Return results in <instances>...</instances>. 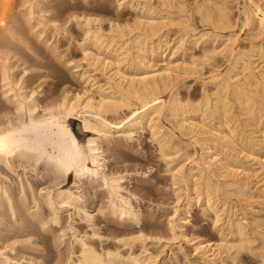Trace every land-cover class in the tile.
Segmentation results:
<instances>
[{
	"label": "bare ground",
	"instance_id": "6f19581e",
	"mask_svg": "<svg viewBox=\"0 0 264 264\" xmlns=\"http://www.w3.org/2000/svg\"><path fill=\"white\" fill-rule=\"evenodd\" d=\"M161 1L164 3V5L167 4L170 5L172 8L175 7L176 12L178 10L182 11V12L178 11V13L180 12L183 14L185 13V11L191 13L190 11H188L189 9L187 7L189 3L187 2L188 5H186L185 0H161ZM196 1L198 2V0ZM210 1L213 0H204L203 3H200L195 7L196 12H198V14L201 15L200 17H202V19L201 18L200 19L201 20L207 19L208 21L211 22L212 26L221 29L222 31L232 28L234 32L235 24L231 18L232 16L231 10L226 5L227 3L223 4V0H222L221 2L222 5L215 6V3L213 4ZM50 3L51 0H0V264H30L33 261L31 257L24 259L23 253L22 255L19 254L23 250L22 247H24L26 239H28V238L26 239L22 238L24 240H21L19 238L26 235L27 236L30 235L31 237V234L35 233L34 231L35 227L37 228L36 231L38 229H41L42 231H48L49 229H52L51 227L49 228L47 226L48 223L51 222L52 227L53 224L55 226H60L59 230L56 229L57 231H61L60 238L65 237L66 235L65 230L66 229L71 230L72 227L70 224L69 225L65 224L66 226L63 225V221L60 217L61 209L67 207L73 208L74 211H77L78 213L82 212V216H85V218L86 217L90 218L89 213L86 212V210H83L82 208L79 207V203L81 202V196L79 194L80 191L79 192H76L77 190L74 191L75 189H77V187L73 190V188L70 187L55 188L56 187L55 186L53 189L50 187L42 188L41 186V188L39 189L40 185L37 184V182L35 183L31 182V180L28 178L29 176L25 177V179H22L20 174L16 187H13L12 186L13 184L11 185V183L9 182L10 179L4 175L5 171L6 173H8L7 171H9L10 174H12L11 172L14 171L16 172L19 168H22L23 171H25L26 168L32 166L33 168L32 167L31 168L36 172L39 169H43L42 171L45 175L53 174L55 177L57 176L67 177L68 173L72 171L74 172L75 177L78 179V181H80V183L83 182L82 181L83 178H87V177H90L91 179H101L103 180L104 184L107 186L109 193L113 196L110 211L113 214H117L119 217L124 219H129V220L138 219L137 213L134 210V207L132 206L130 200H128L122 194L121 190L123 189V186L121 185V181H120L121 178L118 176L111 177L110 175L109 176L111 178H108L107 176L108 174L104 173V171L106 170L103 169L105 162L104 161L105 150L102 146L103 140L104 141L106 140V143L108 144L109 142L110 144L112 138L115 137L114 134H121L123 137L120 138L124 140L132 139V136L135 133V129L139 127H143L144 125H148L149 127H151L153 132L152 134L156 136L155 134L161 132L163 127L159 125L160 123L158 121L160 120L161 117L164 116L167 118H172L175 124L177 125V127L181 130V133L182 131L183 132L185 131L186 134L189 132L193 134L192 136L194 138L198 139L201 138V136H203L202 138L203 141L206 140V142L207 141L213 142L214 145H217L218 143H226L232 145L231 147H233L236 146L234 141L235 140L234 136L231 135V133L228 134L229 132H232L229 124L231 120L230 117H227L226 114L234 113L233 112L234 103H237L239 105L238 108L240 110L239 113L250 114V115L255 114L256 109L258 110L259 107V106L256 107L258 100L255 99L256 97H259V100L261 98L262 103L264 104V71L262 70L260 71L259 69H258L259 71H256V65H254L255 62L251 60V57L254 58L257 55L254 54L255 56L253 57V54L248 53V50L245 51L241 49L242 47L241 48L237 47L236 45L237 37L236 35H234V33L229 35L228 38L224 41L225 45L221 50L216 52V50L212 48L214 49L212 55L215 56V54L217 55L220 54L223 57H226L230 61V67L226 70L225 73L223 72L224 74L217 72V74H214L212 76L211 80L215 82V87H214L215 91L213 90L216 96V97L214 96L215 99L210 101L209 95L205 90V88L203 87L204 88L203 96L197 103L196 102L192 103L191 100L187 102H183L180 98L181 94L179 95V92H177L176 85L182 74L186 75L187 73L197 72V67H198L197 64L194 61L192 63H186L185 61L179 63V62H173L172 59H170L164 64V66L159 67L157 63L155 62L153 63L150 61L151 59L150 60L148 59V57L154 58L159 56L161 60H163V57H165L166 55L165 53L167 52V50L170 49V51L171 50L174 51V49L170 48V42H169L170 40H167L165 35L160 34L163 28L167 26H169L170 28V26H172L171 24L174 23L173 19L165 18V16L158 18V16L155 17L154 15L151 16L148 15V17L142 18L137 21L138 27L141 29L140 31H142V33L140 32L141 34L138 35L136 34L132 37H129L131 35H129L127 31L126 32L124 31L123 28L124 25L122 27L120 25H112L111 27L112 29H115L114 31L116 32V34L113 33L114 35L110 36L112 38L106 39V36L102 31V27L96 24V22L99 21L100 19L98 20L97 18H94L95 16L93 17L92 15L89 16V14L88 16L84 14L78 16L75 14V12L74 14H71L72 12H70L69 16L66 17L64 16L65 17L64 18L63 15L57 11V7L50 5ZM147 5L149 6V4ZM151 7L154 6L152 5ZM171 7L169 9L170 11H171ZM151 9L152 11L154 10L153 8ZM149 11L152 12L151 10ZM79 13H81V11ZM186 15L187 14H185L184 17H186ZM240 15L241 17H239L238 20H241L242 23L241 25L243 27L248 28V32L251 34L252 38L257 39V41L258 39L262 40L260 41L261 44L260 47L257 48L259 49L258 51H260L259 54L260 58H262V61L264 62L263 0H244V4L242 5ZM184 17L181 18V20L177 19L179 24H183V21L185 20L182 21V19H184ZM189 18L187 17L186 22L189 20ZM73 19L74 21L77 22L78 25L82 26L83 33L81 32V34L84 35V38L82 36L83 38V40H81L82 42L78 40L77 41L80 42L79 45L80 47H82L84 54L83 57L88 59L91 58L94 65L100 64L101 66H103V68L104 67L109 68L108 73L110 72V74L107 73L108 74L106 77L107 81L104 84L101 85L99 84L102 93L98 99L95 98L90 93L83 92V94L80 93H75L73 95L64 94L62 98L60 97L61 99L58 98L59 101L54 100V102H51L52 101L51 100L50 101L51 103L50 102L47 103L48 102L47 100L45 104H42L41 99L38 97L42 93V91H38L36 90V88L34 89H31L30 87H29L30 89L28 88L29 86L28 81L30 77L32 78L31 71L34 62H32V60L30 61L27 54H24L23 51L24 49H26L27 51L33 53L34 55L33 58L35 59L34 61L40 58L39 53L31 48L33 46H30V43L32 44V42H28V37H29L28 35L35 37L40 43L46 45L47 48L51 49L55 54V51L58 48L56 46L57 42H53L49 44L50 40L52 38H55V36L59 34L61 30H64L67 33H69L70 30L66 25V23L70 22ZM169 22H173V23L169 25ZM191 25L189 24V27ZM47 28L50 29V31H48ZM171 28H173V26ZM180 28L181 27H178V29ZM192 30L194 31L193 28ZM48 32H51L52 34L48 35L49 34ZM193 33L195 34V31ZM109 34L111 35L110 32ZM127 35L129 38L124 39ZM200 36L202 37L205 35H200ZM116 37L118 39H115ZM156 37L157 39H155ZM196 37L198 38V36ZM217 37L218 36H216V38ZM180 39H181L180 40L181 43L182 40H184V38L180 37ZM115 40H118V42L121 41L122 44L119 43L118 45V43H116ZM155 40H157V43ZM113 43H116L117 45V47L113 49L117 53L116 55L117 59H113V60H111L112 58L109 59L108 58L109 56L102 57L101 53H97V52L94 53L87 46L88 44H92V48L94 46L95 49L101 50L103 47L105 48L107 47V49L108 47L110 48V46L114 45ZM183 43H185V40ZM179 45L177 44V46ZM173 51H172V57L176 52ZM252 51L254 52V50ZM120 57L123 59H128L130 57L131 59H134V62L136 60V62H138L140 66L144 68V71L135 76H130V75L128 76L118 68L120 64L117 65V61L121 60ZM97 67H99V65ZM16 68L20 69L21 74L18 75L15 73ZM102 70L103 69H101V71ZM237 70L238 71L240 70V72H242L243 74H245L244 72L246 71L248 72V75L242 76L244 77V79L243 78L239 79L240 74L235 73ZM101 73L103 74V71ZM238 74L239 76L238 78H236ZM183 77L185 76L183 75ZM106 78H104V80ZM166 89L173 90V92L171 91L172 93L168 100L163 99L161 96L162 92ZM259 89L263 90L261 91L262 93L259 92ZM228 92H230L231 94L232 97L231 100L229 99L230 96L229 97L226 96ZM223 93H225V96L223 95ZM261 106L264 109V106L263 105ZM193 112H200L203 115L223 114L224 116L225 114L226 117L225 118L221 117L222 119L220 120L219 126L217 128H211L210 126L207 127V125L204 123L194 122L192 117L187 115ZM76 113H78V115L81 114L80 117L83 123V127L87 131L93 133V136H90L88 138L85 147L79 145L74 132L72 131L70 125L68 124L69 122H67L68 117L70 116L72 117V115H75ZM110 113L111 114L113 113L114 115L120 114V116L110 117L109 116ZM159 134L161 135V133ZM156 137L158 138V136ZM162 138L163 137H161L160 139ZM252 140L255 143L254 145H257L259 147L261 146L260 147L261 149H259L258 151L260 152L263 150L262 152L264 153V134L261 136H255L252 138ZM161 143H163L164 145L163 146L162 144H160L161 149L163 150V148L166 146L165 145L166 142L165 144L164 142ZM199 143L200 142H198V144ZM165 148H164L165 152L168 151L169 147L167 148V150ZM203 149L207 151L208 157L207 158L203 157L201 158V160H199L202 162V164L201 167L199 168L200 170L198 171H200L202 177L205 178L206 180L205 183L208 190L203 189L204 192L200 193L199 190L197 189L198 191H196V194L198 193V198L203 197L204 200L207 202L206 204L209 205L208 208L211 207L213 210L211 208L210 209L213 212L215 211L214 214H216L215 216L217 217L216 219L218 221L220 220L222 212L220 211L219 208H217L218 206L214 207L215 204H213V202L211 201L214 195H216L215 193H217L220 190L219 188H217L216 185L217 183L216 184L213 183V181L210 179L211 177H213L212 175L214 173V169L219 168L217 169L218 171L220 169H225V171L234 175L235 177H232V179L230 177L229 178L230 180L226 181L225 185L230 186L231 188L234 187L238 189L239 193L241 192L244 194L247 192L248 186H250L249 185L250 181L247 182L244 179V177H237V176H239L241 173H243V175L249 174L250 173L249 171H251L252 168L250 167L251 168L250 169L245 166H243V168H234L230 164L231 162L228 163L222 158H219L218 157L219 155H217L216 152L212 153L213 152L212 144H206V147H204ZM246 153L247 154L244 155V158H248L250 159V161L251 160L257 161L256 163L259 164L258 165L259 169L263 170L262 172H264V157L248 154V152ZM87 158H90L91 164L86 163ZM82 160L83 162L80 163ZM254 169L255 168H253V170ZM261 170L259 171L261 172ZM225 171L223 170V173ZM259 171L257 172V174L259 173ZM174 173L175 175L173 174V177L175 179L176 178L178 179V177L181 178V176L184 177V171L182 167L180 169H177V171L175 170ZM114 175L115 174H113V176ZM225 176L226 175H224V177ZM220 177H222V175H220ZM41 178H45V177L42 176ZM184 181H186L185 182L187 183L186 185L189 184V180L185 179ZM189 195L187 201H188V205H191L193 199ZM31 203L34 205V209L32 211H30ZM45 209L50 212L47 215V217L45 215L46 214ZM173 209H174L173 218H175L179 212V208H173ZM187 212H189V210ZM49 215L51 216L50 219L48 218L50 217ZM255 220L253 222H255ZM257 221H259L258 218ZM172 222L171 224H173ZM173 226L174 225L171 226L172 231H173ZM229 226L235 238L233 242L227 241L222 244H217L216 245V247H218L217 252H216L217 249L212 250L213 248L211 249L212 252H210L211 250L209 249L208 245L201 246V253L208 261L211 262L214 261L216 258H218V255L220 256L222 250L225 249L224 251L226 253L228 251L229 253L230 251H233L234 252L233 254H235L232 255L230 253V256H232L231 257L232 264H241L239 262L240 259H238L241 257V256L238 257L240 255V252L244 250L249 252L253 251V248L250 247L251 242H253L251 241L252 236L249 235L250 232H247L246 230L247 227H245L243 221L242 222L239 220L229 221ZM256 228L257 227H254L255 230ZM253 233L251 235H253ZM37 234L39 233L37 232ZM30 237L29 239H31ZM259 237H261L260 234ZM11 239L12 241H9ZM261 239H262V243L260 244L259 247L260 252L258 251L260 253V255L259 254L258 255L259 257H261V259L259 260L260 262L258 264H264V252H261V249L264 251L263 234ZM61 240L63 242V239ZM85 240L86 239H83L82 237H75L74 241H72L70 244L68 243L70 246H69V250L67 248V250L69 251L68 253L69 257L67 256L68 259L66 261L67 264H113L114 259L122 258V255L119 252L114 253L111 251L108 253L106 252L105 253L106 255H104L103 253L95 249L93 246H91V244L87 243ZM55 241L57 242V239ZM126 241L127 240H125V242ZM27 242L29 244H33L31 240H28ZM74 243L79 244L80 247L79 253L77 255L75 254V252L77 251L74 252ZM19 248L22 249L21 252H18ZM8 251L11 252L15 251L17 257L10 256L9 254L10 252ZM74 255L76 256V258L74 257ZM22 258L24 259L23 262L21 261ZM143 258H141L140 255H135V254L128 257V259L132 260L133 263L134 262L138 263V261ZM152 258L153 256L151 255L150 257L145 255L146 264H154L155 261L153 262L154 259L151 260ZM26 260L28 262H25Z\"/></svg>",
	"mask_w": 264,
	"mask_h": 264
},
{
	"label": "rangeland",
	"instance_id": "374dc122",
	"mask_svg": "<svg viewBox=\"0 0 264 264\" xmlns=\"http://www.w3.org/2000/svg\"><path fill=\"white\" fill-rule=\"evenodd\" d=\"M52 1L53 0H51L50 5L54 7L56 6L57 11L61 13L63 17L69 16L70 12H72L71 14H74L75 12V14L78 16H81L83 14L88 16L89 14V16L92 15L93 17L95 16L94 18H97L98 20L100 19L99 21L96 22V24L102 27V31L105 34L106 39L112 38L110 36H113L114 35L113 33L116 34V32L114 31L115 29H112L111 27L112 25H120L121 27L124 25L123 26L124 31L125 32L127 31V33L131 35L129 37H132L136 34L138 35L142 33V31H140L141 29L138 27L137 21L142 18L148 17V15L149 16L154 15L155 17L158 16V18L165 16V18L173 19L174 23L169 22V25L173 23L171 24L173 28H171L172 26H170V28L169 26H167L163 28L160 32L161 35L166 36L167 40H170L169 41L170 48L176 51L173 57H172L173 50L170 51L169 49L165 53L166 55L165 57H163V60H161L159 56L154 58L148 57V59L149 60L151 59L150 61L153 63L154 62L157 63L159 67L164 66V64L170 59H172L173 62L180 63L182 61H185L186 63H192L194 61L197 64L198 67H197V72H195L196 74L195 73H187L188 75L182 74L176 85L177 92H179V95L181 94L180 98L183 102H187L191 100L192 103L195 102L197 103L203 96L204 88L209 95L210 101L215 99L216 97L214 94L215 82L211 80L212 76L214 74H217V72L224 74L226 70L230 67V61L226 57H223L220 54L218 55L215 54V56L212 54L214 49L216 50V52L221 50L225 45L224 41L228 38L229 35L233 33L237 37L236 38L237 47L239 48L242 47L241 49L245 51L248 50V53L253 54V57L257 55L254 58L251 57V60L255 62L254 65H256V71L259 70L264 71V67H263L264 62L262 61V58H260L259 55L260 51H258L259 49L257 48L260 47L261 45L260 41L262 40L258 39L257 41V39L252 38L251 34L248 32V28L243 27L241 25L242 24L241 20H238V18L241 17L240 11L242 9V5L244 4V0H223V4L227 3L226 5L231 10V14H232L231 18L235 24L234 32L232 28L222 31L221 29L212 26L211 22L208 21L207 19H205L206 21L201 20L202 17H200L201 15L198 14V12H196L195 7L200 3H203L204 0H198V2L196 0H188V1L185 0L186 5H188L187 2L189 3V5L187 6L189 10L188 9L187 10L190 11L191 13L185 11V13H183L184 15L180 13L182 11L178 9L177 10L180 11L179 12L180 14L178 13V11L176 12L175 7L174 9L170 5H167L166 3H165L166 5H164V3L161 0H160L161 2L159 0H150V1L149 0H54L53 2ZM210 2L213 4L215 3V6L222 5L221 3L222 0L220 1L213 0ZM147 4H149V6ZM152 5L154 7H151ZM170 7L172 12L169 10ZM151 8L154 9L153 10L154 12L152 11ZM148 9L151 10L152 12H150ZM80 11L82 14L79 13ZM167 11L170 12L168 13ZM185 14H187L188 16L186 15V17H184ZM183 17L184 19H182V21L183 20L185 21H183V24H179L178 20L179 19L181 20V18ZM187 17L190 18L186 22ZM188 23L190 25L192 24L190 26L191 28L189 27ZM66 25L68 26L70 32L67 33L66 31L61 30L60 31L61 33L59 32V34H57L55 38H52L49 43L51 44L53 42H57L56 46L60 48V49L57 48V50L55 51V54L57 55H55L51 49L47 48L46 45L40 43L35 37L31 35H28L29 36L28 42H32V44L30 43V46H33L31 48L39 53L40 58L34 61L35 59L33 58L34 56L33 53L27 51L26 49H24L23 51L24 54H27L29 60L30 61L32 60V62H34L31 71L32 78L30 77L28 81V85H29L28 88L29 87L31 89L36 88V90L42 91V93L38 96L41 99L42 104H45L47 100H48L47 103H49L51 100H52L51 102H54V100L59 101L58 98L60 97L62 98L64 94L67 95L68 94L73 95L75 93L83 94V92L90 93L91 95H93L95 98L98 99L102 93L99 84L100 85L104 84L107 81L106 78L107 75L110 74V72L108 73L109 68H105V67L103 68V66H101L100 64H98L99 67H97L98 65H94L91 58L88 59L83 57L84 56L83 50L82 47H80L79 45V43L82 42L81 40H83L84 38V35L81 34L82 26L78 25L77 22L74 21V19L71 20L70 22H67ZM178 27L181 28L178 29ZM48 28L47 30L50 31V29ZM192 28L194 29L195 34L193 33L194 31L192 30ZM190 29L192 32L190 31ZM109 32L111 33V35L109 34ZM48 33H49L48 35L52 34L51 32ZM200 35H205V36L201 37ZM194 36L195 37L198 36V38L197 37L195 38ZM216 36L218 37L216 38ZM129 37L127 35L124 39H127ZM180 37L184 38L185 43H183L184 40H182L181 42L182 44L180 43L181 40ZM115 39L118 38L116 37ZM155 39H157V37ZM77 40L80 42H78ZM155 41L157 43V40ZM189 41L192 43V45ZM115 42L118 43V45L119 43H121V41L118 42V40H115ZM116 43H113L115 46L114 45L110 46V48L108 47V49L107 47L106 48L103 47L101 50L95 49L94 46L92 48V44H88L87 46L94 53L96 52L101 53L102 57L109 56L108 58L109 59L112 58L111 60H113V59H117L116 57L117 53L113 50L115 47H117ZM176 43L178 45L180 43V45L177 46ZM252 50H254V52ZM123 58L120 57L121 60L117 61V65L120 64L118 68L123 73L127 74L128 76L129 75L135 76L144 71V68L141 67L140 64L136 62V60L134 62V59H131L130 57L128 59H123ZM101 69H103L102 70L103 74L106 73L105 74L106 76L101 73L102 72ZM240 70L239 71L237 70L238 72L237 71L235 72L240 74V76L238 74L236 78H238L239 76V79L242 78L244 79V77L242 76L248 75V72L245 71L244 72L245 74H243L242 72H240ZM15 73L18 75L21 74L20 69L16 68ZM183 75L185 77H183ZM104 78L106 79L104 80ZM100 80L103 82H101ZM171 91L173 92V90H169V89L164 90L161 95L162 98L168 100L171 96L172 93ZM261 91L263 90L259 89V92ZM223 95L225 96V93H223ZM226 96L228 97L230 96L229 99L231 100L232 97L230 92H228ZM255 99L256 100L258 99L256 107L259 106L258 110L256 109L255 114L250 115V114L239 113L240 110L238 109L239 105L237 103H234L233 105L234 113L226 114L227 117H230V120L232 122V123L229 122V124L231 131L233 133L229 132L228 134L231 133V135L234 136L235 139L234 141L236 145L233 146L234 149L233 147H231L232 145L226 143H218L217 145H214L213 142L210 141L206 142V140L203 141L202 139L203 136H201V138H198L199 139L198 140L197 138H194L192 136L193 135L192 133L188 132L186 134L185 131L184 132L182 131L181 133V130L177 127L173 119L164 116L161 117L160 120L158 121L160 123L159 125L161 127L163 126L162 130L160 128L161 132H159L161 133V135L159 133L158 134L160 136L158 134H155L156 136H158L159 139L163 137L160 140L156 136H154V134H152L153 133L152 129L148 125H144L143 127H139L135 129V133L132 136V139L124 140L120 138L123 137L121 134H114L115 137L112 138L110 144L108 141L107 144L106 140L105 141L103 140L102 146L105 150L104 153L105 168L103 167V169L106 170L104 171V173L108 174L107 175L108 178L117 177V176L121 178L120 181H121V185L123 186V189L121 190L122 194L128 200H130L138 216V219H134V220L131 219L132 221L129 219L121 218L117 214H113L110 211L113 196L109 193L107 186L104 184L103 180L101 179H91L90 177H87V178H83L82 180L83 182L80 183V181H78V179L75 177L74 172L72 171L68 173L67 177L65 176L55 177L53 174L45 175L42 171L43 169H39L36 172L35 170L32 169L33 168L32 166H29L30 168L29 167L26 168L25 171H23L22 168H19L16 172L15 171L11 172L12 174H10L9 171H7L8 173H6L5 171L4 175L10 179L9 182L11 183V185L13 184L12 185L13 187H16L19 174L22 179H25V177L29 176L28 178L31 180V182L33 183L37 182V184L40 185V186L38 185L39 189L41 188V186L42 188L50 187L53 189L55 186H56L55 188L70 187L73 188V190L77 187V189H75L74 191L76 190H77L76 192L80 191L79 194L81 196V202L79 203V207L82 208L83 210H86V212H88L90 215V218L86 217L88 219L87 220L85 216H82V212L78 213L77 211H74L73 208L67 207L61 209L60 217L63 221V225L70 224L72 227L71 230L68 229H66L67 231L65 230V234H66L65 237L60 238L61 231L56 230V229L59 230L60 226H55L53 224L52 227L51 222H49L50 225L48 223L47 226L49 228L51 227L53 230L49 229L48 231H42L41 229H38L36 231L37 228L35 227L34 230L35 233L31 234V237L30 235L29 236L26 235L19 238L21 240H24L22 238L25 239L28 238L26 239L25 242L26 245L24 244V247H22L23 250L21 248L18 249V252H21L22 250V252L19 254L22 255L23 253L24 259L31 257L33 261L31 260L32 262L30 264H53V263L67 264L66 261L69 257L68 256L69 255L68 250L70 246L69 244L72 241H74L75 237H82L83 239H86L85 241L87 243L91 244V246H93L95 249H97L99 252L103 253L104 255H106L105 254L106 252L108 253L111 251L114 253L115 252L121 253L122 258L114 259L113 264H146L145 255L149 257L150 255L153 256L151 260L154 259L153 260V262L155 261L154 264H230L232 262L231 260L232 256H230V253L232 255H235L233 254L234 253L233 251H230V253L228 251L226 253L224 249L222 250L220 256L218 255V258H216L214 261L211 262L208 261L202 255L201 246L208 245L210 250L212 248H213L212 250L214 249L216 250L218 248L216 247L217 244H222L227 241L233 242L235 238L231 232L229 221L239 220L241 222L243 221V224L245 225V227H247L246 229L247 232H250L249 235L252 236L251 241H253L250 244V247L253 248V251L251 252L245 250L241 251L242 253L240 252V255L238 256V257L241 256L240 258H238L240 259L239 262L241 264L243 263L258 264L260 262L259 260L261 259V257H259L260 255L259 247L260 244L262 243L261 237L262 234L264 235V175H263L264 172H262L263 170L259 169L258 166L259 164L256 163L257 161L254 160L250 161V159L244 158V155L247 154L246 152H248V154L264 157L263 155L264 153L262 152L263 150L260 152L258 151L259 149H261L260 148L261 146L259 147L257 145H254L255 143L252 140L253 137L261 136L264 134V119H263L264 109L261 106V105L264 106V104L262 103L261 98L260 100L259 97H256ZM187 115L192 117L194 122L204 123L207 125V127L210 126L211 128H217L219 126L220 120L226 117L225 114L224 116L223 114H219V115L216 114L217 116L215 114L203 115L200 112H193ZM80 116L81 114L78 115V113H76L75 115H72V117L71 116L68 117L67 122H69L68 124L70 125L72 131L74 132L79 145L85 147L88 138L90 136H93V133L87 131L83 127V123ZM109 116L117 117L120 116V114L114 115L113 113L112 114L110 113ZM161 142H164V144L166 142L165 144L166 148L165 147L164 148L167 150V148L169 147L168 151L165 152L164 148L163 150L161 149L160 144L163 145V143ZM198 142L200 143L198 144ZM206 144H212V151H213L212 153L216 152V154L219 155L218 156L219 158H222L228 163L231 162L230 164L234 168H243V166L247 168L250 167L252 168V169L250 168L251 171H249L250 172L249 174L243 175V173H241L242 176L241 174L237 176V177H244V179L247 182L250 181L249 184L250 186H248V190L244 194L241 192L239 193L238 189L234 187L231 188L230 186L225 185V182L230 180L229 179L230 177L231 179L232 177H235L234 175L228 173L227 171H225V169H220L221 171L217 170L219 168L214 169V173L212 175L213 177H211L210 179L213 181V183L215 184L217 183L216 184L217 188H219L221 191L218 189L219 191L215 193L216 195L213 194L214 197L211 199V201L213 202V204H215V206L214 205L213 206L214 207L218 206L217 208H219L220 211L222 212V213L220 212L222 218L220 217V220L218 221L216 219L217 217L215 216L216 214H214L215 211L213 212L212 211L213 209L211 207L210 208L212 210L208 208L209 205L206 204L207 202L204 200V198L203 197L198 198V193L196 194V191L198 190L200 193H202L204 192L203 189H207L205 183L206 180L204 177H202L200 171H198L200 170L199 168L201 167L202 164V162L199 160H201V158L203 157L204 158L208 157L207 151L203 149L204 147H206ZM82 162L83 160L80 163ZM90 162H91L90 158H87L86 163H90ZM181 167L183 168L184 171V177L181 176V178L178 177V179L177 178L175 179L173 177V174L175 175L174 173L175 170L177 171V169H180ZM253 168H255L254 169L255 171L259 169L261 170V172L258 170L259 173L257 174L258 171L255 172ZM223 170L227 174L225 172L223 173ZM113 174L115 175L113 176ZM214 174L215 175L219 174V175L215 176ZM220 175H222V177H220ZM224 175H226L225 176L226 178L224 177ZM252 175L254 176L256 175V176L254 177ZM42 176H44L45 178H41ZM183 178L184 180L185 179L189 180L188 185H186L187 183H185L186 181H184ZM188 195L191 196V198L193 199L191 205H188V201H187ZM192 196L195 198H193ZM30 205H31L30 211H32L34 209V205L32 203ZM173 208H179V212L175 218H173V213H174ZM187 209L189 210V212H187L188 211ZM45 212H46L45 215L47 217V215L50 212L46 209ZM48 218L50 219L51 216ZM257 218L259 221H257ZM254 220L255 222H253ZM171 222L173 224H171ZM247 222L250 224H248ZM251 222L254 225H252ZM172 225H174L173 231L171 230ZM251 227L253 229L254 227H257L258 229L256 228V230L254 229L255 230L254 231ZM37 232L39 234H37ZM251 232L252 233L254 232L253 235H251L252 234ZM259 234L261 235V237H259ZM29 237L31 239H29ZM56 239L57 242L55 241ZM61 239H63V242ZM28 240H31L34 245L29 244L27 242ZM125 240L127 241L125 242ZM9 241H12V239ZM79 250H80L79 244L74 243V252L77 251L75 252L76 255L79 253ZM212 250L210 252H212ZM217 251L218 249L216 250V252ZM8 252H10L9 253L10 256L17 257L15 251L12 252L8 251ZM261 252L264 251L261 249ZM134 254L140 255L141 258L143 257L144 258L140 259L141 261L139 260L138 263L137 262L133 263V261L128 259V257ZM74 257L76 258L75 255ZM23 258L21 259L22 262L24 261ZM25 262L28 261L26 260Z\"/></svg>",
	"mask_w": 264,
	"mask_h": 264
}]
</instances>
